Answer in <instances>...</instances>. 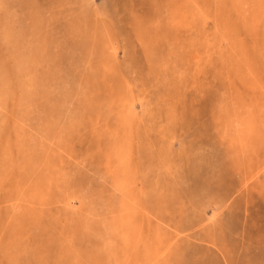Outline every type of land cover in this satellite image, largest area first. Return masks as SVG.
<instances>
[{"label": "rangeland", "instance_id": "1", "mask_svg": "<svg viewBox=\"0 0 264 264\" xmlns=\"http://www.w3.org/2000/svg\"><path fill=\"white\" fill-rule=\"evenodd\" d=\"M4 69L0 264H264V0H0Z\"/></svg>", "mask_w": 264, "mask_h": 264}, {"label": "bare ground", "instance_id": "2", "mask_svg": "<svg viewBox=\"0 0 264 264\" xmlns=\"http://www.w3.org/2000/svg\"><path fill=\"white\" fill-rule=\"evenodd\" d=\"M86 43V42H85ZM29 54V55H28ZM27 55L29 56V58H27L26 60H30V62H31V64L34 66V63L36 62V51L34 52V51H32L31 50V52H27ZM27 55L25 54V55H21V57L22 56H24V59L27 57ZM38 55H40L39 53H38ZM23 65V62L21 61L20 62V66L18 65V67H21ZM15 67V66H14ZM34 69V67L32 68V70ZM26 71V70H25ZM5 72H7V70H3L1 73H0V76H2V77H0L2 80L4 79V80H6L5 78H4V74H5ZM18 72H19V70H18ZM18 72H17V74H18ZM29 72L31 73V71L29 70ZM34 74V73H33ZM26 75V74H25ZM35 76H36V74H34ZM27 76V75H26ZM7 78V77H6ZM33 78H35V77H33ZM31 79V78H30ZM36 79V78H35ZM4 80H3V82H4ZM33 80V79H32ZM2 82V81H1ZM34 82L35 81H33V82H27L26 84H23V87H24V89L25 88H28V90L30 89V84H34ZM250 92V91H249ZM87 95V94H86ZM74 96V95H73ZM76 97V96H75ZM83 98V97H82ZM91 99V98H90ZM75 100V99H74ZM78 100V99H77ZM83 100V99H82ZM84 101H85V99H84ZM242 118V117H241ZM123 119V118H122ZM243 120V119H242ZM118 122V121H117ZM112 133H115V132H112ZM111 134V133H110ZM117 134H119V132H117L116 133V136H117ZM116 138V137H115ZM117 138H118V136H117ZM111 139V138H110ZM117 142H116V146L114 147V144L115 143H113V145H112V147H111V149L108 151V153H107V155L106 156H108V158H109V163L111 164L112 163V165L113 164H115V168L117 169L118 167L116 166L117 165V163L124 157V150L122 149L121 150V142H118L119 140H116ZM117 147H119V148H117ZM104 156H105V153H104ZM114 168V169H115ZM115 169V170H116ZM119 171V170H118ZM117 175H118V172L116 171L115 173H114V175H113V177L114 178H116L117 177ZM114 180V179H113ZM114 182V185L116 186V187H118V189H119V191L121 192L120 193V195H121V200H120V202L118 203L119 205H120V213H119V216H118V218H117V221L115 220L116 218H112V221H114L113 223L114 224H119V226L121 227V228H124V227H126V226H128L132 221L130 220V218L132 217V209H134V202H133V198H132V192H131V190H130V188L129 187H127L126 185H125V183H121V182H119L118 180L116 181V180H114L113 181ZM120 183L122 184V186H120ZM128 185V184H127ZM133 190V189H132ZM114 219V220H113ZM131 225V224H130ZM133 225V224H132ZM118 226V225H117ZM115 227V226H114ZM126 246V245H125ZM134 255V254H133ZM136 257V256H135Z\"/></svg>", "mask_w": 264, "mask_h": 264}]
</instances>
